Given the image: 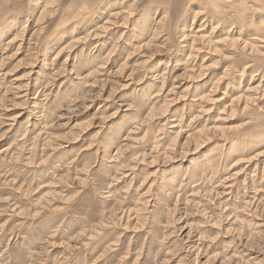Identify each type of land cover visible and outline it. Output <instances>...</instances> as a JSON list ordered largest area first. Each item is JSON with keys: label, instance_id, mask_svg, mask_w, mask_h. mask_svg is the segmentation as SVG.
Segmentation results:
<instances>
[{"label": "rangeland", "instance_id": "1", "mask_svg": "<svg viewBox=\"0 0 264 264\" xmlns=\"http://www.w3.org/2000/svg\"><path fill=\"white\" fill-rule=\"evenodd\" d=\"M12 21L0 264H264V0H0Z\"/></svg>", "mask_w": 264, "mask_h": 264}, {"label": "bare ground", "instance_id": "2", "mask_svg": "<svg viewBox=\"0 0 264 264\" xmlns=\"http://www.w3.org/2000/svg\"><path fill=\"white\" fill-rule=\"evenodd\" d=\"M46 3V5L47 4H50V2H45ZM109 4V3H108ZM40 7H38V9H39ZM47 13V9L46 8H43V10L40 12V18L41 17H43L44 18V15ZM38 18H39V16L37 17V19L36 20H38ZM40 21V20H39ZM162 21V19H159V21L157 22V24H159L160 22ZM17 24L15 23V22H11V23H9L8 25H7V27L5 28V30L3 31V32H1L0 33V38H2V36L4 35V34H14L13 33V31H14V27L16 26ZM97 29H99V30H101V31H104L105 29H106V27L105 26H99ZM23 29H21L19 32L17 31L14 35H13V37L12 38H10V39H8V41H7V47H9V46H11L15 41H16V39H18V38H20L21 37V39H20V41L22 42V38H23V32H21ZM41 29L39 28V31H40ZM100 32V31H99ZM22 33V34H21ZM25 33V32H24ZM37 34V29L35 30V31H33L32 32V34L29 36V37H34L35 35ZM39 37V36H38ZM37 37V38H38ZM197 37V36H196ZM196 37H195V39H196ZM34 39V38H33ZM94 39V38H93ZM18 42H20L19 40H17ZM21 42H20V44L18 45V47H20L21 46ZM16 43V42H15ZM14 43V44H15ZM29 44V43H28ZM27 44V46H29ZM36 44V43H35ZM34 44V45H35ZM1 46V45H0ZM5 46H6V44H5ZM5 46H3V47H5ZM33 46V45H32ZM31 46V47H32ZM31 47H30V49H31ZM29 47H27V49H28ZM34 48V47H33ZM30 49H28V50H30ZM254 49V48H253ZM38 50V49H37ZM257 50V49H256ZM31 51V50H30ZM257 52V51H256ZM27 58V57H26ZM5 59H6V57L4 56V54L2 53L1 54V56H0V65L2 64V62H4L5 61ZM1 75V74H0ZM3 75V74H2ZM19 88V87H18ZM21 88V87H20ZM26 88V87H25ZM6 90V89H5ZM20 90V89H19ZM26 90V89H25ZM5 93V92H4ZM20 93V92H19ZM18 94V93H17ZM27 94H28V92H27ZM22 97V96H21ZM0 101H2L1 99H0Z\"/></svg>", "mask_w": 264, "mask_h": 264}]
</instances>
